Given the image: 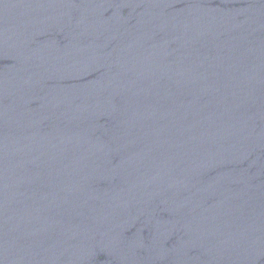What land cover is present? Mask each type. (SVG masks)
<instances>
[{
    "label": "water",
    "instance_id": "water-1",
    "mask_svg": "<svg viewBox=\"0 0 264 264\" xmlns=\"http://www.w3.org/2000/svg\"><path fill=\"white\" fill-rule=\"evenodd\" d=\"M0 264H264V0H0Z\"/></svg>",
    "mask_w": 264,
    "mask_h": 264
}]
</instances>
